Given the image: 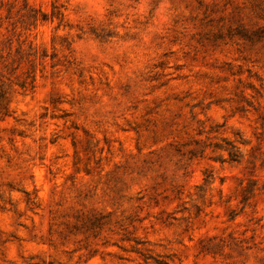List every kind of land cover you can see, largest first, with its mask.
Here are the masks:
<instances>
[{"label":"clouds","instance_id":"9594fccd","mask_svg":"<svg viewBox=\"0 0 264 264\" xmlns=\"http://www.w3.org/2000/svg\"><path fill=\"white\" fill-rule=\"evenodd\" d=\"M0 264H264V0H0Z\"/></svg>","mask_w":264,"mask_h":264}]
</instances>
